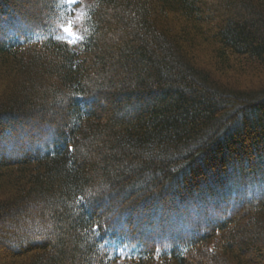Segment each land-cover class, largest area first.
I'll list each match as a JSON object with an SVG mask.
<instances>
[{"label":"trees","instance_id":"obj_1","mask_svg":"<svg viewBox=\"0 0 264 264\" xmlns=\"http://www.w3.org/2000/svg\"><path fill=\"white\" fill-rule=\"evenodd\" d=\"M33 5L0 0V264H264V0Z\"/></svg>","mask_w":264,"mask_h":264},{"label":"rangeland","instance_id":"obj_2","mask_svg":"<svg viewBox=\"0 0 264 264\" xmlns=\"http://www.w3.org/2000/svg\"><path fill=\"white\" fill-rule=\"evenodd\" d=\"M41 2V0H31V3H32V5L34 4H38V2ZM73 3L75 4L76 3V0H73ZM31 5V4H30ZM33 5V6H34ZM28 8L30 7V8H33V7H31V6H27ZM29 8V9H30ZM37 8V7H36ZM39 8V7H38ZM38 8H37V11H39L38 10ZM27 9V8H26ZM25 9V10H26ZM34 9H35V7H34ZM33 10V9H32ZM31 10V11H32ZM37 12L36 10H33V12ZM34 12V13H35ZM40 12V11H39ZM38 13V12H37ZM74 19H76V17H73L72 18V20H71V22H70V24H67L65 27H63V30H62V32L60 33V36H59V39L60 40H62V41H64V42H67V43H69L70 45H72V44H74L76 41H78V39H79V37L77 36V34H76V32H75V30H74V28L72 27V23H74ZM81 20V19H80ZM83 20H81V22H82ZM76 24H77V21H76ZM69 29H71V31H69ZM204 54V53H203ZM36 134V133H35ZM36 137H40V139H41V142L39 143V144H42V146L45 144H48V142L46 141V138H47V135L46 136H36ZM35 140H36V138H35ZM31 208V207H30ZM33 210L34 211H37V208H36V206L35 207H33ZM212 217V216H211ZM202 221H204V219H202ZM114 245V244H113Z\"/></svg>","mask_w":264,"mask_h":264},{"label":"snow or ice","instance_id":"obj_3","mask_svg":"<svg viewBox=\"0 0 264 264\" xmlns=\"http://www.w3.org/2000/svg\"><path fill=\"white\" fill-rule=\"evenodd\" d=\"M69 31H71V29H69Z\"/></svg>","mask_w":264,"mask_h":264}]
</instances>
